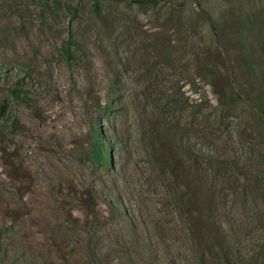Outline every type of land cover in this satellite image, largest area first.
<instances>
[{
	"label": "rangeland",
	"instance_id": "374dc122",
	"mask_svg": "<svg viewBox=\"0 0 264 264\" xmlns=\"http://www.w3.org/2000/svg\"><path fill=\"white\" fill-rule=\"evenodd\" d=\"M261 20L264 0H0V264H264V73L225 101L242 45L264 69Z\"/></svg>",
	"mask_w": 264,
	"mask_h": 264
},
{
	"label": "trees",
	"instance_id": "16d2710c",
	"mask_svg": "<svg viewBox=\"0 0 264 264\" xmlns=\"http://www.w3.org/2000/svg\"><path fill=\"white\" fill-rule=\"evenodd\" d=\"M135 1H139V2H147V1H151V0H135ZM95 11H98V5H95ZM206 16L207 19L210 23H212L214 21V18L212 17L211 14L206 12ZM261 25L264 26V22L261 20L260 21ZM264 28V27H263ZM212 29V27H211ZM239 31V28H238ZM212 32V31H211ZM263 45L261 48L262 54V60L264 62V29H263ZM241 58L245 59V64H244V68H243V74L247 75L248 77H250V82L248 85V89L246 87H242V84L236 85V86H232L230 89V93H228L227 95H225V101L227 104L233 103V100L237 99L239 100V98L243 97L241 95L242 91H247L250 94H253V92H250V90H254L258 87H261V84H259L258 81H255L254 78H258L261 77V74L264 73V69H262V64L254 61L253 59L251 60L252 54L251 51L248 49L247 47L245 48L243 45L241 46ZM203 64H201V68L205 70L204 67H202ZM11 95H13V97L17 98L19 97L20 93L18 92L17 89H12L11 90ZM249 101H251L248 105V107L250 108V110L254 111L256 115H258V118L262 121L263 125H264V90L259 91L258 93L254 94L253 96L248 95ZM245 99V98H244ZM6 102H3L2 104H0V116L3 115V113L6 111ZM11 127L13 128V130L15 131V129L17 130L19 128L18 122L16 120H12L11 122ZM91 132H92V137H93V142L91 145V150L89 153V159L90 161L95 165V166H100V167H108L111 166V157L109 155L108 150L105 148V144H104V138L101 135V131L98 125H93L91 126ZM109 147V145H107ZM17 155V154H15ZM177 165H173L172 167L169 168L171 174L174 177H178L175 179V181L181 180L182 176L181 173L179 174L178 169L176 168ZM22 175V173H19ZM187 197V195H186ZM188 198V197H187ZM117 213L120 216H123V208H119L116 207ZM222 247V246H221ZM227 262H230L231 264H236L235 261L231 260L229 255L227 254Z\"/></svg>",
	"mask_w": 264,
	"mask_h": 264
}]
</instances>
